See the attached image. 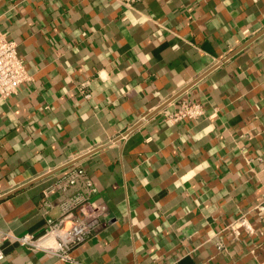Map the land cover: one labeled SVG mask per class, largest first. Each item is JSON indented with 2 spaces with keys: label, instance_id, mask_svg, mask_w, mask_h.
<instances>
[{
  "label": "crops",
  "instance_id": "1",
  "mask_svg": "<svg viewBox=\"0 0 264 264\" xmlns=\"http://www.w3.org/2000/svg\"><path fill=\"white\" fill-rule=\"evenodd\" d=\"M0 29L30 75L0 98V231L58 217L83 187L46 188L73 162L106 207L79 261L264 264V32L245 45L264 0H0ZM181 99L204 114L164 121ZM0 247V264H68Z\"/></svg>",
  "mask_w": 264,
  "mask_h": 264
},
{
  "label": "built area",
  "instance_id": "2",
  "mask_svg": "<svg viewBox=\"0 0 264 264\" xmlns=\"http://www.w3.org/2000/svg\"><path fill=\"white\" fill-rule=\"evenodd\" d=\"M29 78L25 63L17 54L16 41L0 29V98H7L15 93ZM161 114L163 120L169 123L193 120L204 114V106L198 101L181 99L176 107L162 108ZM77 184L82 185L83 190L73 191L58 199L59 215L56 218L47 217L42 232L16 235L0 231L1 236L28 251H40L63 263L87 264L79 261L71 252L90 236L99 217L106 215V207L91 200V195L97 189L86 169L73 162L62 167L52 184L46 188L45 194L56 191L65 193L68 188ZM44 205L47 210L52 206L48 199L44 201ZM254 208L258 213H264V200ZM239 220L240 223L247 224L244 217H239ZM4 257V250L0 247V261Z\"/></svg>",
  "mask_w": 264,
  "mask_h": 264
},
{
  "label": "water",
  "instance_id": "3",
  "mask_svg": "<svg viewBox=\"0 0 264 264\" xmlns=\"http://www.w3.org/2000/svg\"><path fill=\"white\" fill-rule=\"evenodd\" d=\"M264 32V29H262L259 33H257L256 35H254V37H252L250 40H248L246 43H245V45L247 44V43H249L252 39H254V38H256V37H258L261 33H263ZM234 52H236V51H234ZM174 98V97H173ZM172 99V98H171ZM170 99V100H171Z\"/></svg>",
  "mask_w": 264,
  "mask_h": 264
}]
</instances>
